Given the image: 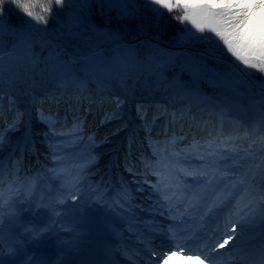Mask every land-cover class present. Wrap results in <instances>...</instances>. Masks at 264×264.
<instances>
[{"label":"snow or ice","instance_id":"1","mask_svg":"<svg viewBox=\"0 0 264 264\" xmlns=\"http://www.w3.org/2000/svg\"><path fill=\"white\" fill-rule=\"evenodd\" d=\"M6 4L9 8L14 4L30 18L23 29L10 32L13 37L10 48L5 47L3 40ZM142 6L157 21L165 11L179 12L173 18L183 26L180 43L203 45L216 67L210 68L205 57L197 60L185 56L180 68L192 76L191 83L186 84L175 75L170 80L168 74L177 66L180 54L149 45L141 56L139 46L125 42L119 22L135 19ZM61 10L67 12L59 32L65 42L52 44L41 39L37 34L50 32L41 25L47 26L50 19L57 20ZM93 16H99L102 22H95ZM113 17L116 25L111 24ZM6 71L16 77L21 73H39L42 79L61 89L62 96L75 93L77 105L91 93L90 84H95L100 93L116 86L126 89L127 80L140 75L189 101L199 98L200 80L232 90L239 86L257 89L260 120L250 127L241 125L234 132L224 133V122L231 116L225 109H217L209 113L207 120L192 118L191 137L188 133L165 132L163 140L153 139L151 128H146L151 158H138L142 170L126 162L125 171L131 174V183L137 185L135 192L149 193L146 199L153 203L145 210L171 223L145 225L148 232L141 234L139 240L143 247L133 253L125 249L122 254L132 264H170L177 256L198 264H264V232L259 242H254L250 235L257 220L264 225V79H258L264 78V0H0V87ZM114 103L115 109L105 112L101 124L119 118L124 102L117 99ZM78 113L77 108L69 121L67 116L61 120L57 113L37 109L38 121L47 128L43 136L49 158L56 165L47 169V174L60 185L57 196L49 194L47 202L40 196L37 201L40 177L21 180L16 175L19 161L5 188L4 166L0 162V247L6 245L5 215L11 232L19 215L17 205L25 202L48 211L50 223L34 233L37 237L53 232L62 216L83 217L91 205H101L113 213V236L121 235L116 231L122 227L121 221L126 222L121 210L127 213L136 196L123 179L115 192L106 191L101 184L89 183L85 193L89 169L99 160L95 149L107 142V137L97 141L94 132H86V115ZM170 115V122L175 124L177 113ZM186 119L185 110L181 109L182 132ZM19 123L18 115L7 128L0 127V149L7 133L17 130ZM210 124L215 132L209 128ZM196 130H207V135L198 137ZM68 143L83 149V155L72 163L60 155ZM193 160L199 164L193 165ZM157 236L166 240L167 245L163 242L154 245ZM20 244L22 240L13 237L6 246L13 251L14 245Z\"/></svg>","mask_w":264,"mask_h":264},{"label":"trees","instance_id":"2","mask_svg":"<svg viewBox=\"0 0 264 264\" xmlns=\"http://www.w3.org/2000/svg\"><path fill=\"white\" fill-rule=\"evenodd\" d=\"M178 14L179 12L167 13L165 11L164 16L157 21L151 11L142 6L135 19L123 20L119 23L125 36V42L139 46L141 56L148 51L149 45L163 49L165 52L180 54L177 56V66L169 72L168 76L171 80L175 75L180 81L190 84L192 76L186 71H181L180 68V63L183 62L185 56H191L197 60L205 57L210 68H214L216 65L209 54H203L201 51L182 50L184 46H193L180 43V32L183 26L173 18ZM3 19L4 33L10 35L13 30L23 29L26 26V21L30 18L25 17L22 12L16 9L14 4L10 8L6 4ZM66 19L67 12L61 10L57 20L50 19L47 26L41 25V27L49 28L50 32L37 35L43 40L51 41L52 44H63L65 41L59 32L62 31L60 24ZM93 20L97 23L102 22L99 16H93ZM116 23L113 17L111 24L116 25ZM133 40L137 41L131 42ZM12 42L13 39L8 42L6 48H10ZM194 47L204 49L203 45H195ZM43 54L46 55V51ZM40 67L43 68L44 65L41 64ZM258 79L264 78L258 76ZM89 88L92 89L91 93L87 94V98L77 105L75 93H65L62 96V90L56 88L46 78L42 79L39 73L27 75L21 73L19 77H16L7 71L5 72L4 83L0 87V127L7 128L14 118L18 115L20 117L17 130L7 133L4 146L0 149V162L4 166L3 181L5 188L13 179V167L19 161V171L16 175L21 180L26 177L39 176L38 190L44 194L49 192L50 184L60 189L56 179L47 174V169L56 165L49 158V149L43 136L47 128L37 119V109L40 107L45 112L57 113L61 120L67 116L69 121L74 110L78 108V114L86 115L85 131L94 132L97 141H102L107 137V142L100 143L95 149V154L99 156V160L89 169L88 181L84 185L85 193L88 191L89 183L92 185L101 184L106 191L113 187L116 191L121 179L129 182V186L133 192L135 191L137 185L131 183L132 177L125 171V163L131 162L142 170L137 162L138 158L140 156L151 158V149L148 147L149 133L146 128H151L153 139L163 140L165 132L169 134L176 132L178 135L188 133L191 137L189 123L192 122V118L195 117L197 121L207 120L209 113L217 109H225L231 116V119L224 122V133L234 132L241 125L250 127L260 120L257 93L244 96L239 91L230 88L209 86L205 80L198 82L199 98H193L191 101L176 96L171 89L166 90L164 87H157L146 75L129 78L126 89L116 86L108 92L100 93L97 92L95 84H90ZM238 88L249 91V88L244 86ZM117 99L124 102L119 111V118L101 124L105 112L115 109L114 101ZM89 107L91 111H87ZM189 107L190 114H188ZM181 109L185 110L187 116L183 122V132L179 120ZM173 112L177 113L175 124L170 122V114ZM209 128L213 132L216 131L212 124L209 125ZM195 134L198 137L206 136L207 130L205 132L196 130ZM60 155L72 163L78 156L83 155V149L68 143ZM106 171L109 173L110 181L105 178ZM65 217L68 219L79 216ZM258 224L259 220L252 227Z\"/></svg>","mask_w":264,"mask_h":264},{"label":"rangeland","instance_id":"3","mask_svg":"<svg viewBox=\"0 0 264 264\" xmlns=\"http://www.w3.org/2000/svg\"><path fill=\"white\" fill-rule=\"evenodd\" d=\"M193 165H197L195 161L191 162ZM190 182L192 180L191 177L187 178ZM147 187V186H145ZM57 191L54 186L50 187V195L55 197ZM147 195L149 193L146 191L144 193H137L136 199L133 201V207L135 211H139V214L141 216L139 218H145L143 214H146L145 206L144 204H147ZM40 196H43L44 201L47 202L49 196H44L40 192L38 193L36 199L39 201ZM136 203V205H134ZM90 210L86 214L83 215V217L75 218L73 217L72 219H69L68 221H62V217H60V223L55 225V235L59 240L58 241V255L60 261L63 260V258L67 257L69 252L72 250V247L74 245L73 242V237L75 235H80L84 231V226L86 224L92 223L93 222V216L94 214H98L102 216V221L104 223V226H106L107 229V237L108 241L106 245L103 247L104 250H102V258L103 261L105 262L108 258L113 259V263L116 262V258H114L112 253H117L118 251L114 252L113 248V240H115L117 237L113 236L112 232V225L114 224L115 221V216L113 213L108 211L105 207L101 205H91L88 207ZM22 209V210H21ZM17 210L19 211V215L21 216L20 221L18 224L11 226L12 231H9L10 223L8 220L7 215L4 217V240L6 241V245L10 243V240L13 239V237L22 240V244L24 243L25 239L28 240L27 242H30L29 240H32L34 243H40L41 241L47 240L48 236L50 235V232L47 233H42L40 236H35L34 233L40 232V230L44 227H46L50 223V218L47 209L45 208H36L35 205H30L29 203H21L17 205ZM93 212V215H91V212ZM121 215H125L126 217L132 216L131 212L128 210L127 213H124L121 210ZM125 217V218H126ZM23 219V220H22ZM123 221H121V224ZM169 223H171L169 221ZM15 229H20L21 234H19L17 237L15 235ZM26 229H31L32 231H26ZM116 231L120 234H125L126 229L123 227H120L116 229ZM23 232V233H22ZM264 232V225L261 223L259 224L258 227H255V229H251V237L254 238V242H259L260 235L261 233ZM25 235V236H24ZM124 236V235H123ZM22 238V239H21ZM161 238V237H159ZM162 239V238H161ZM129 242H133V239H128ZM0 247V261L2 258H4L10 250L7 249V246ZM159 245V244H158ZM20 246V245H16ZM112 252V253H111ZM120 254V253H119ZM122 255V254H120ZM118 255V256H120ZM182 258V263L183 264H198L197 261L192 260L191 261H186L184 260L183 256ZM62 259V260H61ZM188 262V263H187ZM106 264V263H105ZM170 264H174L173 260L170 262Z\"/></svg>","mask_w":264,"mask_h":264},{"label":"water","instance_id":"4","mask_svg":"<svg viewBox=\"0 0 264 264\" xmlns=\"http://www.w3.org/2000/svg\"><path fill=\"white\" fill-rule=\"evenodd\" d=\"M13 37L10 35V37L8 38V37H5V36H3V40H4V43H5V47H6V43L10 40V39H12ZM183 49L184 50H187V51H197V49L195 48V47H193V48H188V47H183ZM201 52L202 53H207L205 50H201ZM208 54V53H207ZM207 81V80H206ZM210 85V84H209ZM212 86V85H211ZM215 87H217V86H215ZM253 90H255L257 93H258V90L257 89H255L254 87H253ZM240 91V90H239ZM241 93H243L244 94V91H241Z\"/></svg>","mask_w":264,"mask_h":264},{"label":"bare ground","instance_id":"5","mask_svg":"<svg viewBox=\"0 0 264 264\" xmlns=\"http://www.w3.org/2000/svg\"><path fill=\"white\" fill-rule=\"evenodd\" d=\"M172 260H173L174 264H183L181 256L173 257ZM189 264H191V263H189Z\"/></svg>","mask_w":264,"mask_h":264}]
</instances>
